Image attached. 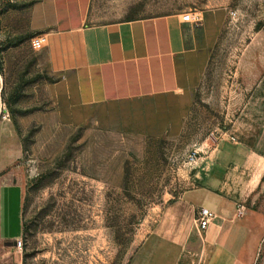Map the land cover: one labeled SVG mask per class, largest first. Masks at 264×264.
I'll list each match as a JSON object with an SVG mask.
<instances>
[{
  "label": "rangeland",
  "instance_id": "rangeland-1",
  "mask_svg": "<svg viewBox=\"0 0 264 264\" xmlns=\"http://www.w3.org/2000/svg\"><path fill=\"white\" fill-rule=\"evenodd\" d=\"M34 1L0 0V109L23 144V264H132L221 141L244 147L232 187H255L264 213V0H92L98 23L197 12L206 45L186 91L94 106L33 48Z\"/></svg>",
  "mask_w": 264,
  "mask_h": 264
},
{
  "label": "crops",
  "instance_id": "crops-1",
  "mask_svg": "<svg viewBox=\"0 0 264 264\" xmlns=\"http://www.w3.org/2000/svg\"><path fill=\"white\" fill-rule=\"evenodd\" d=\"M91 3L35 0L26 26L47 35L46 62L73 87L79 105L175 95L195 83L206 50L200 23L184 20L182 12L98 23ZM243 148L228 141L213 148L207 170L196 173L206 179L166 208L132 264L255 263L264 222L255 209L260 192L232 187L247 172ZM22 156L13 122L0 116V264H23L16 246L23 236ZM200 207L216 213L204 230L195 219Z\"/></svg>",
  "mask_w": 264,
  "mask_h": 264
},
{
  "label": "built area",
  "instance_id": "built-area-1",
  "mask_svg": "<svg viewBox=\"0 0 264 264\" xmlns=\"http://www.w3.org/2000/svg\"><path fill=\"white\" fill-rule=\"evenodd\" d=\"M183 19L194 23H200L201 20L200 15L194 11H188L183 13ZM31 42L34 49H41L48 43V37L44 33H38L31 37ZM0 116L4 119H8L10 115L6 109L1 108ZM233 139L235 138L233 137ZM200 154H201V149L199 147L193 148L187 156L188 162L192 164L197 163L201 157ZM239 213H242L240 209H239ZM215 216L216 213L209 207H200L197 210L195 219L198 226L202 230H204L209 226V224L211 223L212 219L215 218ZM16 246L19 250H22L23 248L22 238L16 240Z\"/></svg>",
  "mask_w": 264,
  "mask_h": 264
},
{
  "label": "trees",
  "instance_id": "trees-1",
  "mask_svg": "<svg viewBox=\"0 0 264 264\" xmlns=\"http://www.w3.org/2000/svg\"><path fill=\"white\" fill-rule=\"evenodd\" d=\"M27 37H29V36H27Z\"/></svg>",
  "mask_w": 264,
  "mask_h": 264
}]
</instances>
